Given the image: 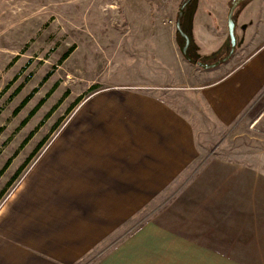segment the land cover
I'll return each instance as SVG.
<instances>
[{
	"label": "crops",
	"instance_id": "crops-1",
	"mask_svg": "<svg viewBox=\"0 0 264 264\" xmlns=\"http://www.w3.org/2000/svg\"><path fill=\"white\" fill-rule=\"evenodd\" d=\"M261 1L253 38L229 61L195 72L202 109L234 138L246 132L241 127L264 131ZM168 25V39L164 26H147L157 30L152 46L162 58L166 39L174 55L179 50L177 27ZM140 79L109 83L83 102L3 204L0 264H264L261 136L250 137L259 149L248 162L240 161L238 147L236 159L205 169L240 170L244 204L227 198V177L215 198L210 183H193L191 198L174 199L156 220L132 230L154 196L200 156L194 115L178 108L153 78ZM240 207L249 208L241 214Z\"/></svg>",
	"mask_w": 264,
	"mask_h": 264
},
{
	"label": "rangeland",
	"instance_id": "rangeland-1",
	"mask_svg": "<svg viewBox=\"0 0 264 264\" xmlns=\"http://www.w3.org/2000/svg\"><path fill=\"white\" fill-rule=\"evenodd\" d=\"M184 1L0 0V208L78 107L93 95V86L101 90L115 81L140 83L142 75L153 78L183 112L194 115L200 132V156L154 196L132 222V230L156 220L174 199L191 198L193 183H210V197L215 198L221 194L218 183L227 177V198L244 204L240 202V170L221 173L205 169L219 159H236L238 147L240 161L248 162L254 149H259L258 141L250 137H264V131L241 127L240 132H246L240 133V138L221 133L202 109L195 89V72L207 70L198 62L220 61L222 65L231 50L228 16L232 0H193L187 6L182 25L191 38L188 55L194 61L183 55L184 40L178 32V54L172 53L167 40L168 24L176 27ZM262 7L261 0H245L236 9V50L253 38ZM150 24L166 29L164 58L153 50L157 30H148ZM197 193L205 194L202 190ZM247 208L239 211L242 214Z\"/></svg>",
	"mask_w": 264,
	"mask_h": 264
},
{
	"label": "water",
	"instance_id": "water-1",
	"mask_svg": "<svg viewBox=\"0 0 264 264\" xmlns=\"http://www.w3.org/2000/svg\"><path fill=\"white\" fill-rule=\"evenodd\" d=\"M193 0H185L183 4L180 7V11L177 15V21H176V27H177V32L178 34L183 38L184 40V46L182 48V53L183 55L190 61H194L189 55H188V50L191 45V38L190 36L184 31L183 25H182V20L185 15V10L187 6L192 2ZM245 0H232L231 6H230V11H229V16H228V32H229V38L231 41V50L228 53V55L222 60L223 62L228 61L235 53L236 46H237V36H236V22L234 19V14L238 6ZM221 64L220 61L213 63V64H205L202 62H198V65L200 67H203L205 69H212Z\"/></svg>",
	"mask_w": 264,
	"mask_h": 264
},
{
	"label": "trees",
	"instance_id": "trees-1",
	"mask_svg": "<svg viewBox=\"0 0 264 264\" xmlns=\"http://www.w3.org/2000/svg\"><path fill=\"white\" fill-rule=\"evenodd\" d=\"M70 52H71V50L68 51V52L65 54L64 58L68 57L69 54H70ZM99 88H100V86H93V87L91 88V93H95V92H97ZM31 97H32V95H31V96H28V97L22 102V104L17 108L16 112H19V111L22 109V107H24V106L27 104V102L30 100ZM34 112H35V110H34ZM34 112H33V113H34ZM43 144H44V141H42V142L38 145V148L40 149V148L42 147ZM22 168H23V167H22ZM22 168H21L20 170H18V174L22 171Z\"/></svg>",
	"mask_w": 264,
	"mask_h": 264
},
{
	"label": "built area",
	"instance_id": "built-area-1",
	"mask_svg": "<svg viewBox=\"0 0 264 264\" xmlns=\"http://www.w3.org/2000/svg\"><path fill=\"white\" fill-rule=\"evenodd\" d=\"M168 22H171V20H168Z\"/></svg>",
	"mask_w": 264,
	"mask_h": 264
},
{
	"label": "flooded vegetation",
	"instance_id": "flooded-vegetation-1",
	"mask_svg": "<svg viewBox=\"0 0 264 264\" xmlns=\"http://www.w3.org/2000/svg\"><path fill=\"white\" fill-rule=\"evenodd\" d=\"M230 59H231V58H230ZM230 59H229V60H230ZM229 60H228V61H229ZM226 62H227V61H226ZM223 63H225V62H223Z\"/></svg>",
	"mask_w": 264,
	"mask_h": 264
}]
</instances>
